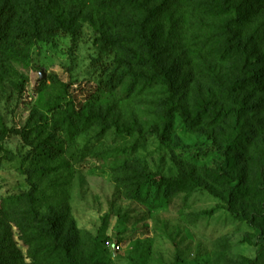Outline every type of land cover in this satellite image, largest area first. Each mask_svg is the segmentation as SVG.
Masks as SVG:
<instances>
[{
	"label": "rangeland",
	"instance_id": "1",
	"mask_svg": "<svg viewBox=\"0 0 264 264\" xmlns=\"http://www.w3.org/2000/svg\"><path fill=\"white\" fill-rule=\"evenodd\" d=\"M146 1L157 13L158 53L175 79L174 108L160 83L131 84L128 49L137 48L139 13L101 0H7L17 15L0 47V129L24 128L32 144L0 137V211L6 196L28 190L25 171L42 169L41 212L61 230L53 243L12 226L11 264H264V252L256 253L264 239V191L256 186L264 88L232 89L236 79L264 73V1L239 0L251 19L241 32L227 27L213 0ZM32 14L72 28L19 36L14 27ZM229 40L241 48L227 54ZM112 70L122 78L104 88ZM205 103L240 113L247 141L237 150V170L249 193L236 211L253 214V226L210 192L227 188L208 169L225 165L219 143L231 128L223 115L186 125L182 112L194 117ZM72 109L82 117L68 126ZM147 173L191 181L166 198Z\"/></svg>",
	"mask_w": 264,
	"mask_h": 264
},
{
	"label": "trees",
	"instance_id": "2",
	"mask_svg": "<svg viewBox=\"0 0 264 264\" xmlns=\"http://www.w3.org/2000/svg\"><path fill=\"white\" fill-rule=\"evenodd\" d=\"M255 1L261 2L264 0ZM101 2L107 7H120L125 10H132L141 15L140 19L134 23L135 27L140 30L136 32L134 30L137 35V48L128 49V59L135 65V68L131 69V63H127L131 84L134 85L138 81L147 84H152L154 81L160 83V85L166 88L169 94L168 101L173 106L171 108L176 107V104H174V90L176 89L175 79L170 75L167 62L160 57L158 53L159 42L153 27L157 15L155 8L150 7L146 0H101ZM213 2L215 9H218L217 14L226 17L227 27L234 28L238 30V32L248 27L251 22V19L248 17L249 13L240 10L238 6L239 0H213ZM16 9V4H9L7 0H0V47L8 38L10 31H12L11 22L17 15ZM39 19L40 18L35 16V14L29 15L28 20L23 21L24 27L21 29L14 27V30L18 33L21 32L19 36H30L40 33L52 35L60 30L70 32L72 28V25L66 26L63 22L57 20H50L46 23L45 21L40 22ZM24 28L26 29L25 31L23 30ZM102 38L105 42L110 39L107 36ZM226 46L227 54H229V52H236L241 48V45H236L234 47L230 40L226 43ZM121 78L122 75L116 77L114 70L110 71L104 83V88L113 86L115 82L117 83ZM234 86L239 90L249 88L251 91H260L264 88V73L252 74L248 78L236 79L232 89H235ZM202 108L203 113L200 109L194 117H190L187 113L182 112L186 125L190 128H194V126L200 125L203 118L206 116L208 119L211 118L213 122L224 116L228 119L231 128L230 134L219 143L225 165L221 166L220 169H208L209 177L212 178L213 181L225 184L227 188L224 193L220 195L214 193L212 190L209 191L225 203V208L230 213V216H240L241 220L253 226V214L248 215L242 213L237 215L236 211L237 201L245 198L249 193V188L241 184L240 173L237 170L239 162L237 150L241 149V144L247 141L240 131V123L238 122L240 113L234 111L231 113L228 111L222 112L223 109L220 108L217 110L213 105H207V103H205ZM81 117L79 111L76 112L72 109L70 113L65 116V120L68 126H72L73 121L81 120ZM165 118H167V111L165 113ZM166 122L167 121L164 122L165 126ZM85 125L86 124L80 126L79 132L84 130ZM11 134L19 135L26 141L29 138L24 128L12 127L5 130L0 129V137L9 136ZM27 144L31 145V140L27 141ZM44 174L42 169L40 172L34 169H28L25 171L26 181L29 185L28 190L21 193H12L3 199V205L0 211V264H11L12 226L21 234L31 230L30 232L43 236L40 239H50L53 243H60L61 230H59L57 220L53 215L41 212L42 197L37 176L40 177ZM146 176L148 177V182L154 185L156 190L166 198L188 186L191 181L189 177L184 174L164 176L159 173H147ZM256 186L258 191H264V162L260 164L259 170L256 172ZM262 204L264 208V201H262ZM258 215L264 220V211ZM257 226L258 225H254V227ZM22 238L23 242L29 245L30 241L26 238L24 239V237ZM256 244H258L256 250L258 256L264 252V239L257 241ZM248 264H254V261Z\"/></svg>",
	"mask_w": 264,
	"mask_h": 264
},
{
	"label": "built area",
	"instance_id": "3",
	"mask_svg": "<svg viewBox=\"0 0 264 264\" xmlns=\"http://www.w3.org/2000/svg\"><path fill=\"white\" fill-rule=\"evenodd\" d=\"M107 244H109V243L107 242ZM110 248H111V249H114V250H117V249H119L120 247H119L118 244H116V243H112V244H110Z\"/></svg>",
	"mask_w": 264,
	"mask_h": 264
}]
</instances>
